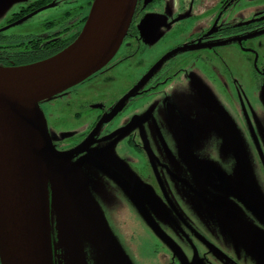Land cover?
<instances>
[{
  "label": "flooded vegetation",
  "instance_id": "af4514ba",
  "mask_svg": "<svg viewBox=\"0 0 264 264\" xmlns=\"http://www.w3.org/2000/svg\"><path fill=\"white\" fill-rule=\"evenodd\" d=\"M12 1L0 64L17 66L69 45L93 0ZM39 106L122 250L130 211L151 248L142 264H264V0H137L111 60ZM198 110L211 115L206 137L193 129ZM244 226L260 232V251L246 249ZM51 236L53 264H65Z\"/></svg>",
  "mask_w": 264,
  "mask_h": 264
},
{
  "label": "water",
  "instance_id": "95a60500",
  "mask_svg": "<svg viewBox=\"0 0 264 264\" xmlns=\"http://www.w3.org/2000/svg\"><path fill=\"white\" fill-rule=\"evenodd\" d=\"M136 5L137 0H93L81 31L60 52L27 65H0V264H53V228L54 246L63 250L65 264H86L85 248L96 264H129L92 203L81 169L65 162L72 152L52 148L39 104L111 60ZM172 115L181 154L195 168L177 115ZM136 189L139 196L146 191ZM142 212L150 224V214ZM242 239L251 252L263 245L254 227H242Z\"/></svg>",
  "mask_w": 264,
  "mask_h": 264
},
{
  "label": "rangeland",
  "instance_id": "374dc122",
  "mask_svg": "<svg viewBox=\"0 0 264 264\" xmlns=\"http://www.w3.org/2000/svg\"><path fill=\"white\" fill-rule=\"evenodd\" d=\"M14 3L15 1L13 2L12 0H5L0 4V25L4 23V19L14 10L15 6L17 5ZM65 8L66 7L59 5L57 11L59 9L64 10ZM215 98L220 101L218 96H215ZM211 121V115L209 114L208 110H198L196 113V122H194L193 129L195 127L196 132H199L203 137H206L211 134L209 131ZM125 218L127 227H129L127 233L129 236L128 244H130V248L126 249L125 246L122 245L125 249L122 250L123 255H126L129 264H142V255H145L144 251L151 248H148L145 241L140 237L141 235L139 232L138 215L134 212L128 211L126 212ZM259 260L264 262V253L262 260L261 258H259Z\"/></svg>",
  "mask_w": 264,
  "mask_h": 264
},
{
  "label": "trees",
  "instance_id": "16d2710c",
  "mask_svg": "<svg viewBox=\"0 0 264 264\" xmlns=\"http://www.w3.org/2000/svg\"><path fill=\"white\" fill-rule=\"evenodd\" d=\"M18 62L21 63V64H22V63H26V62H25V59H23V61H18ZM0 65H3V66H14V65H7V64H5V65H4V64H0ZM22 65H23V64H22Z\"/></svg>",
  "mask_w": 264,
  "mask_h": 264
}]
</instances>
